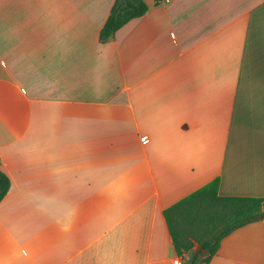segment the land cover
I'll return each instance as SVG.
<instances>
[{
  "label": "crops",
  "instance_id": "0c3cea01",
  "mask_svg": "<svg viewBox=\"0 0 264 264\" xmlns=\"http://www.w3.org/2000/svg\"><path fill=\"white\" fill-rule=\"evenodd\" d=\"M0 0V264H173L164 212L264 199V0ZM209 264H264V220Z\"/></svg>",
  "mask_w": 264,
  "mask_h": 264
},
{
  "label": "trees",
  "instance_id": "16d2710c",
  "mask_svg": "<svg viewBox=\"0 0 264 264\" xmlns=\"http://www.w3.org/2000/svg\"><path fill=\"white\" fill-rule=\"evenodd\" d=\"M148 10L145 0H116L101 31V41L108 42L122 27L145 16ZM219 187L220 179H215L164 212L178 255H191L187 264H209L224 238L264 220V199L222 197ZM11 188V179L0 169V204ZM202 251L209 256H202Z\"/></svg>",
  "mask_w": 264,
  "mask_h": 264
},
{
  "label": "built area",
  "instance_id": "2783aa9c",
  "mask_svg": "<svg viewBox=\"0 0 264 264\" xmlns=\"http://www.w3.org/2000/svg\"><path fill=\"white\" fill-rule=\"evenodd\" d=\"M173 264H183V261L181 258H177L176 260L173 261Z\"/></svg>",
  "mask_w": 264,
  "mask_h": 264
},
{
  "label": "water",
  "instance_id": "95a60500",
  "mask_svg": "<svg viewBox=\"0 0 264 264\" xmlns=\"http://www.w3.org/2000/svg\"><path fill=\"white\" fill-rule=\"evenodd\" d=\"M200 250H197V252H199ZM202 256H204V257H208L209 256V254L207 253V252H203L202 251Z\"/></svg>",
  "mask_w": 264,
  "mask_h": 264
},
{
  "label": "rangeland",
  "instance_id": "374dc122",
  "mask_svg": "<svg viewBox=\"0 0 264 264\" xmlns=\"http://www.w3.org/2000/svg\"><path fill=\"white\" fill-rule=\"evenodd\" d=\"M196 247H198V245H196ZM190 258H191V255H189V257L187 258V263L189 262Z\"/></svg>",
  "mask_w": 264,
  "mask_h": 264
}]
</instances>
